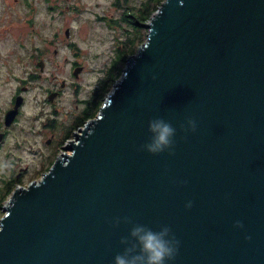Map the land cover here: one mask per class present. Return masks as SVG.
I'll return each mask as SVG.
<instances>
[{
	"label": "water",
	"instance_id": "obj_1",
	"mask_svg": "<svg viewBox=\"0 0 264 264\" xmlns=\"http://www.w3.org/2000/svg\"><path fill=\"white\" fill-rule=\"evenodd\" d=\"M145 27L68 153L13 189L0 264H111L137 224L169 226V264H264V0H163ZM153 116L170 152L139 148Z\"/></svg>",
	"mask_w": 264,
	"mask_h": 264
},
{
	"label": "rangeland",
	"instance_id": "obj_2",
	"mask_svg": "<svg viewBox=\"0 0 264 264\" xmlns=\"http://www.w3.org/2000/svg\"><path fill=\"white\" fill-rule=\"evenodd\" d=\"M10 1L11 5H30L28 26L25 24L22 31V37L26 38L29 50L41 44L47 47L48 53H45V60L48 73L67 79L75 83L76 87L74 90L73 87H65L59 99L55 118L61 123V129L56 131L55 146H49L45 142L49 138L47 132L34 135L30 132L14 130L9 139L11 147L6 146L0 150V180L8 175V167H12L13 174L17 172L18 166L29 167L20 180H14L9 185V189L3 195L5 188L0 181V218L4 214L2 209L7 206L13 189L26 187L31 181L40 180L56 158H62L64 153H68L66 148L70 141H76V134L86 122L92 119H87L79 125L78 117L93 111L92 97L100 79L106 76L108 69H110V76H106L104 82L122 71L126 62H116L118 53L119 57L122 54L127 56L131 48H134L131 54L137 52L146 39L145 25L154 13L149 14L147 7L142 8L144 5L141 4L148 0ZM155 2L156 0H152V3ZM50 7L55 9L49 11ZM128 15L132 22L130 25L124 21V16L127 18ZM22 22H25V19H22ZM66 29H68V36L64 33ZM54 34L59 38L53 39ZM53 48L56 49L55 57L52 53ZM72 65L82 66L76 77L71 73ZM31 70L34 71V68L30 67L29 71ZM15 74L19 79L21 73ZM12 83L15 87L14 78ZM48 84L43 79H32L26 83L29 91L26 95L27 101L22 111V119L42 111L40 102L44 92L40 87L47 89ZM113 86L114 82L101 97L102 102ZM85 100L91 102V111L87 109L83 114ZM44 109L47 107L45 106ZM48 154L50 159L53 158L52 161L47 162L42 159Z\"/></svg>",
	"mask_w": 264,
	"mask_h": 264
},
{
	"label": "flooded vegetation",
	"instance_id": "obj_3",
	"mask_svg": "<svg viewBox=\"0 0 264 264\" xmlns=\"http://www.w3.org/2000/svg\"><path fill=\"white\" fill-rule=\"evenodd\" d=\"M30 5H11L10 0H0V150L3 147H11V134L14 130L20 132H30L34 135H42L47 132L49 138L45 141L49 146H55L57 134L56 131L61 129V123L56 120L57 106L62 91L65 87H76L75 83L68 81L65 78H59L56 74L48 73L45 53H48L47 47L43 44L33 46V50H29L26 45V38L22 37L24 25L28 26V7ZM55 8L50 7L52 11ZM25 16V18H24ZM129 16V15H128ZM124 21L132 24L130 16ZM25 19V22H22ZM23 26H22V23ZM20 26H22L20 28ZM55 35V34H54ZM58 39L55 35L53 39ZM53 57L56 56V49H52ZM73 66V65H72ZM34 68V71H29V68ZM81 67V65H74ZM15 73H21L18 79ZM72 73V72H71ZM75 76V75H74ZM77 76V75H76ZM75 76V77H76ZM15 80L13 87L12 80ZM46 80L48 88H41L44 92V97L40 102V112L27 116L22 119V111L25 107L27 92L29 87L26 85L29 80ZM18 103L17 112L10 120L7 119V112ZM81 102V101H78ZM47 109H44V107ZM91 107V102L85 100L84 114ZM84 117L80 115L78 118ZM44 161H52L50 154L42 158ZM27 166H18L17 172L13 174L12 167H8V175L1 178L4 191L2 195L9 189V185L14 180H20L24 173L28 170Z\"/></svg>",
	"mask_w": 264,
	"mask_h": 264
},
{
	"label": "clouds",
	"instance_id": "obj_4",
	"mask_svg": "<svg viewBox=\"0 0 264 264\" xmlns=\"http://www.w3.org/2000/svg\"><path fill=\"white\" fill-rule=\"evenodd\" d=\"M178 126L182 130L192 131L195 122L188 117ZM146 132L147 139L139 145L141 150L149 154L171 151L176 127L169 120L161 116L150 117L146 121ZM190 205L191 200L185 201V207ZM118 219L114 218V222H118ZM233 226L241 227V221L234 220ZM129 237L132 242L113 253L111 264H169L178 249L179 242L166 224L156 230L137 224L129 229ZM124 239L121 237L122 243Z\"/></svg>",
	"mask_w": 264,
	"mask_h": 264
},
{
	"label": "trees",
	"instance_id": "obj_5",
	"mask_svg": "<svg viewBox=\"0 0 264 264\" xmlns=\"http://www.w3.org/2000/svg\"><path fill=\"white\" fill-rule=\"evenodd\" d=\"M162 1L163 0H156L155 3H152V0H148L147 2H144L141 5H144V6H142L143 9H145V7H147L148 10H149V14H150V13L154 12V10H156L158 8V6L161 4ZM133 52H134V48H131V50L128 52V55L127 56L124 55V54H122L119 57L120 54L118 53L117 58H116V62L117 61H119L118 63L125 62L126 61V58L129 56V54H131ZM112 63H115V62H112ZM108 70L109 71L107 72L106 76H110V69H108ZM120 74H121V72L119 71L114 77H110V79L108 81H105V82L103 81L104 78L106 77L105 75L100 79V81L98 83V88H96V91H95V93H94V95L92 97V107H93V111H92V113H90V114L87 113V114L84 115V117L80 118L79 119V125L82 122H84L85 120L90 119V118H93L96 115V113L98 111V108H99V106H100V104L102 102L101 97L104 96V94L109 90L111 84L113 82H115L119 78ZM98 96H100V99H98ZM89 111H91V108H89Z\"/></svg>",
	"mask_w": 264,
	"mask_h": 264
}]
</instances>
